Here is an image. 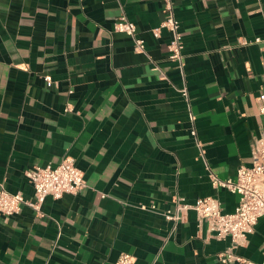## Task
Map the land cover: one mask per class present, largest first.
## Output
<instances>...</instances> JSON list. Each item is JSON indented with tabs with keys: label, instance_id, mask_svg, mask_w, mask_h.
<instances>
[{
	"label": "crops",
	"instance_id": "crops-1",
	"mask_svg": "<svg viewBox=\"0 0 264 264\" xmlns=\"http://www.w3.org/2000/svg\"><path fill=\"white\" fill-rule=\"evenodd\" d=\"M174 3L184 73L170 32L153 33L164 0H0V182L33 197L25 171L67 155L86 177L76 195L0 217V264H116L122 253L133 264H224L229 237L193 210L178 222L164 212L177 196L238 204L209 172L234 177L264 131V0ZM124 14L146 51L115 30ZM238 252L263 261L264 218Z\"/></svg>",
	"mask_w": 264,
	"mask_h": 264
},
{
	"label": "built area",
	"instance_id": "built-area-1",
	"mask_svg": "<svg viewBox=\"0 0 264 264\" xmlns=\"http://www.w3.org/2000/svg\"><path fill=\"white\" fill-rule=\"evenodd\" d=\"M165 17L161 24L154 28L156 37L165 28L170 32L168 43L169 58L178 63L184 73V41L180 21L176 16L174 0H164ZM115 30L128 34L134 38L135 49L146 51V42L137 36V25L124 14L115 23ZM261 37L255 39L260 42ZM187 100L190 120L195 122L196 116L192 110L190 94L186 85L180 89ZM260 111L264 113V92L258 96ZM70 110V106L67 107ZM192 134L196 144L204 153L203 143L197 137V130L193 126ZM25 175L33 185V197H27L23 192L12 193L7 190L5 184L0 182V217L5 218L21 212L24 205L40 211L48 197L59 199L66 194L76 195L86 186L85 173L77 166L71 156H65L58 164L49 166L35 165L25 171ZM210 180L216 188H223L231 193L238 194L239 200L234 211H225L222 201L217 196H205L195 202H187L182 197L174 198V210H166L165 217L168 220L178 222L183 214L195 211L199 220L207 219L209 229L215 232L218 238H230V245L218 254L221 263L233 264H264L254 261L238 252L249 242V235L254 233L256 225L264 218V131L258 138L252 149V163L241 164L234 177L221 178L214 172H209ZM146 209L148 206L142 205ZM156 210V205L150 207ZM134 257L130 253H122L116 264H133Z\"/></svg>",
	"mask_w": 264,
	"mask_h": 264
}]
</instances>
